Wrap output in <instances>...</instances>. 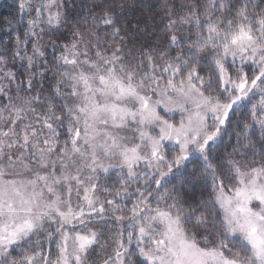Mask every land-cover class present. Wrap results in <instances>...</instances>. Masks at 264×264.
Listing matches in <instances>:
<instances>
[{
	"label": "snow or ice",
	"instance_id": "1",
	"mask_svg": "<svg viewBox=\"0 0 264 264\" xmlns=\"http://www.w3.org/2000/svg\"><path fill=\"white\" fill-rule=\"evenodd\" d=\"M14 8L0 264H264V0Z\"/></svg>",
	"mask_w": 264,
	"mask_h": 264
},
{
	"label": "trees",
	"instance_id": "2",
	"mask_svg": "<svg viewBox=\"0 0 264 264\" xmlns=\"http://www.w3.org/2000/svg\"><path fill=\"white\" fill-rule=\"evenodd\" d=\"M155 0H145V3H154ZM16 15V10L14 8V0H0V40H4L7 43H11V38H10V34L7 33L6 28L3 26V22L15 17ZM46 42V41H45ZM3 46L0 45V50H2ZM49 52L51 51L50 49L48 50ZM244 113L246 114L248 109L245 108ZM227 138L225 137V144H227ZM234 143V141H233ZM223 150V146L222 149ZM231 149L229 148L228 151H230ZM187 168L189 171L192 170L193 168V164L191 163H187Z\"/></svg>",
	"mask_w": 264,
	"mask_h": 264
},
{
	"label": "rangeland",
	"instance_id": "3",
	"mask_svg": "<svg viewBox=\"0 0 264 264\" xmlns=\"http://www.w3.org/2000/svg\"><path fill=\"white\" fill-rule=\"evenodd\" d=\"M178 118V117H177Z\"/></svg>",
	"mask_w": 264,
	"mask_h": 264
}]
</instances>
